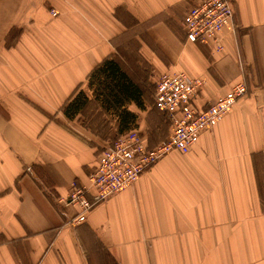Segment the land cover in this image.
I'll list each match as a JSON object with an SVG mask.
<instances>
[{
	"label": "crops",
	"instance_id": "0c3cea01",
	"mask_svg": "<svg viewBox=\"0 0 264 264\" xmlns=\"http://www.w3.org/2000/svg\"><path fill=\"white\" fill-rule=\"evenodd\" d=\"M199 1L0 0V264H264V0H230L220 48L178 31ZM15 26L21 39L7 48ZM132 33L159 69L169 60L203 79L200 105L236 82L248 94L188 153H169L73 225L79 207L59 198L87 182L105 141L63 107L79 89L91 98L87 76Z\"/></svg>",
	"mask_w": 264,
	"mask_h": 264
},
{
	"label": "rangeland",
	"instance_id": "374dc122",
	"mask_svg": "<svg viewBox=\"0 0 264 264\" xmlns=\"http://www.w3.org/2000/svg\"><path fill=\"white\" fill-rule=\"evenodd\" d=\"M219 2L220 0H213L210 3V5L218 4ZM192 5L188 8V10L192 7ZM56 11L52 9L51 15L52 17L58 18L61 14L57 13ZM198 16L200 17V15ZM184 17L182 20L183 21L182 25H180L182 30L177 28L178 31H180V34L184 38V40L196 44L198 43L205 44V41H202L201 39L191 41V38L187 34L185 28ZM229 22L231 24L232 19L225 22L224 16H222L221 18L219 17L216 18L214 28L220 31L219 32L220 36L222 32L228 27ZM5 30L6 28L4 27L3 29L0 28V33L2 34V31L4 33ZM22 33H23V28L17 26L12 28L8 32L10 39L8 38V36L6 38L7 48L18 45ZM40 34L42 33H37V35ZM136 36H137L136 33H132L129 35H125V36L122 35L119 37L121 41L117 42V46L121 56L118 57L119 58L118 60L117 59L115 60L120 64L121 69L125 72V74L129 76L138 86L142 88L144 93L143 95L144 105L143 107L136 106L134 104L129 105L130 103L128 102L129 104L126 103L125 106H123L126 110H129L132 113L134 112L133 114L135 115V117L133 119L132 124H130V126L121 129L119 114L116 113L114 109H110V107H107L103 102L105 99L101 96L98 97L94 91L96 86L98 88L99 85L98 76L95 75L92 78V80L90 78V75L87 76L86 82L89 83V88H90L89 91L91 94V98H89V96L87 97L90 101L87 102L86 106L82 111H76V113L72 117H75L80 113L81 118L84 117L85 125L90 130L98 134L100 138H102V141L105 142L98 149L95 163L93 167L90 168L87 177V182L85 183L81 181H71L66 185L68 191L67 195L65 197L60 196L59 198V203L64 207L68 205L77 206L78 204L73 202L75 200L85 204L86 200L94 197V195L97 193V189H96L97 186L92 181V173L95 172L100 162H102L104 165L103 167L104 173H100L97 175L96 179L98 181V184L100 188L106 190H112L114 191V193H112L111 196H107V198L102 199L97 204L107 201L112 196L120 194L125 190L129 189L130 187H132L144 173L151 170L153 166L156 165L160 159L164 158L169 153L177 151V153L186 154L191 149L190 148L188 151L184 152L180 149H177L176 145H173L171 151L165 154L162 158L157 159L155 161L151 160L150 158H146L140 161V163L134 164L132 166H126L125 163L123 162L122 157L120 156L121 154L118 153L120 151V148L123 146H132V144L140 145L143 142L145 144V146L143 144V147L144 148L146 147L147 150H153L157 146L158 148H164L165 150L166 144H164V142L168 139V137L173 136L176 124L181 117V109H177L176 113H172L170 111H166L165 108L157 105L156 95L158 93V84L160 78L165 73L183 72L190 76H193L187 73V71H184V69L172 65L171 62H168L169 60L167 61L161 59L160 62H158V64H164L165 67L162 66L160 67L161 69H159V67L156 65V62L147 59L141 54L140 46L142 45V43L140 42L139 38ZM48 45L50 46L49 49L53 52L55 50L54 47L56 46V44L49 43ZM151 45L153 44L149 43V46ZM42 50L44 52L46 51L45 46L42 47ZM48 56L50 58L48 60L50 61L51 66L52 67L57 66L56 58L51 54H49ZM23 61L25 62L27 60L23 59ZM0 64H3V66L7 65V63L5 62ZM90 83L91 85H94V87H91ZM237 83H243L246 87V92L243 93L232 103L230 109L227 110L224 107L220 106L217 113L223 116L222 120L228 113L231 112V110H233L234 106L240 100L245 98L248 94V90L245 82H236L229 88L228 91H226L223 95L219 97H223L224 95H226ZM165 87L166 86H162L161 89ZM203 90L204 87L198 90L197 94L193 97L194 98L193 104L198 108H207L219 98L218 97L215 101L209 103L208 105H204V106L200 105L198 101L200 99V95L203 93ZM80 91L82 90L80 89L76 90V92H74V94L72 95V98ZM66 107L67 106L64 105L63 108ZM34 109H36L39 113L43 115L45 114V116L48 115L49 117H52L50 116L51 115L50 111L47 110V108L45 107L38 106V107H34ZM176 116H178L177 119ZM50 119L54 120L55 115L53 118ZM217 124H215L214 126H216ZM214 126L206 130H211ZM206 130L201 131L200 135ZM113 144L116 145L114 149L108 147ZM144 164L146 165L142 166ZM97 204L92 205V207L86 213L88 214ZM80 213H81V208L79 207V213L71 219V223H73V225H77L78 223L86 220L87 215L85 220L83 221L77 220V217L79 216Z\"/></svg>",
	"mask_w": 264,
	"mask_h": 264
},
{
	"label": "built area",
	"instance_id": "2783aa9c",
	"mask_svg": "<svg viewBox=\"0 0 264 264\" xmlns=\"http://www.w3.org/2000/svg\"><path fill=\"white\" fill-rule=\"evenodd\" d=\"M212 1L200 0L193 4L185 14L184 23L191 41L198 39L205 41V43L212 41L220 48V31L214 28L216 18L224 16V21L227 22L232 19L234 12L230 0H220L218 4L210 5ZM204 85L205 82L202 78L193 77L183 72L165 73L161 76L156 95L157 105L172 113H176L177 109H181V117L176 124L173 136L168 137L164 142L166 144L165 150L164 148H158V146L153 150H147L146 147H143L144 142L140 145L132 144L133 147H121L118 153L121 154L120 156L126 166L140 163L146 158H150L153 161L160 159L171 151L173 145H176L177 149L184 152L188 151L198 141L201 131L214 126L222 120L223 116L217 113L220 106L227 110L230 109L232 103L246 92L245 85L237 83L226 95L219 97L209 107L198 108L193 104V97ZM162 86L166 87L161 89ZM177 118L178 116H176ZM115 146L113 144L108 147L114 149ZM103 167V163L100 162L95 172L92 173V181L97 186V193L94 197L86 200L85 204L77 200L73 201L81 208V213L77 220H85L86 212L92 205L114 193L112 190L100 188L98 184L96 177L98 174L104 173Z\"/></svg>",
	"mask_w": 264,
	"mask_h": 264
},
{
	"label": "trees",
	"instance_id": "16d2710c",
	"mask_svg": "<svg viewBox=\"0 0 264 264\" xmlns=\"http://www.w3.org/2000/svg\"><path fill=\"white\" fill-rule=\"evenodd\" d=\"M98 76V88L95 93L103 97L107 107L114 109L119 114L121 129L132 124L135 115L126 110L123 106L130 101H134L138 106L143 107V90L121 69L120 64L112 58L104 59L90 74V78ZM91 85V83H90ZM94 87V85H91ZM67 107L64 108L65 114L69 117L74 116L76 111H82L86 106L87 95L80 91L73 98ZM103 104V105H104Z\"/></svg>",
	"mask_w": 264,
	"mask_h": 264
},
{
	"label": "bare ground",
	"instance_id": "6f19581e",
	"mask_svg": "<svg viewBox=\"0 0 264 264\" xmlns=\"http://www.w3.org/2000/svg\"><path fill=\"white\" fill-rule=\"evenodd\" d=\"M229 24H230V22H229Z\"/></svg>",
	"mask_w": 264,
	"mask_h": 264
}]
</instances>
